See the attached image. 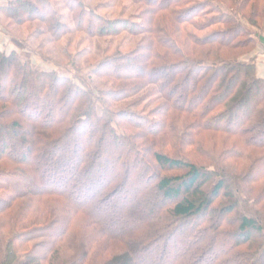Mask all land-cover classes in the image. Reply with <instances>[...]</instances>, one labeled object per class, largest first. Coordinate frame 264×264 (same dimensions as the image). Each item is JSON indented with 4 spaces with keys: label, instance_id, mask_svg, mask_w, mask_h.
Returning <instances> with one entry per match:
<instances>
[{
    "label": "trees",
    "instance_id": "obj_1",
    "mask_svg": "<svg viewBox=\"0 0 264 264\" xmlns=\"http://www.w3.org/2000/svg\"><path fill=\"white\" fill-rule=\"evenodd\" d=\"M129 1L148 15L145 26L94 15L87 27L141 36L139 63L107 56L92 67L89 77L120 83L114 91L0 50V79L12 77L33 106L11 122L18 147L0 144V176L26 181L19 193L0 184V264H264V78L251 59L227 54L264 46L249 29L264 28V0ZM27 2L11 0L4 13L37 12L40 2ZM146 86L166 102L154 122L112 109ZM144 140L155 142L148 151L158 172ZM61 144L69 157L57 155ZM113 199L120 207L108 212ZM123 214L129 225L115 229ZM111 241L124 251L107 258Z\"/></svg>",
    "mask_w": 264,
    "mask_h": 264
},
{
    "label": "rangeland",
    "instance_id": "obj_2",
    "mask_svg": "<svg viewBox=\"0 0 264 264\" xmlns=\"http://www.w3.org/2000/svg\"><path fill=\"white\" fill-rule=\"evenodd\" d=\"M73 1H75V4H73L71 6L72 8H70L63 0H28V4H31V2H40L37 3V12L28 8L24 9V12L26 11V15H21L19 11H10L8 13L3 12V14L0 15V32L3 35L2 38L7 39L8 42L4 47L0 46V50L7 54L14 52L22 62L27 63L32 67V69L37 71L54 70L60 75L77 78V80L75 79L77 83H83L85 87L90 89H92L94 85H97L98 89L105 91L106 89L108 90L109 87L112 90L113 88L117 89L120 86V83L112 85L106 83L107 80L104 78L89 77L92 67L100 61V59L107 56L114 58V61H120L122 63L125 60L127 63H139V61H141V57L137 51L141 44L139 42L141 36L133 37L129 35L127 31L121 30H119L118 33L116 32L118 28H116L115 34H106L108 32L106 29L102 30L98 34H94L95 30L91 29L92 32H88L87 30V27L89 28L88 21L95 15L101 17L103 20L111 19L115 26L119 19L131 18L130 21L135 25L142 24L145 26L144 20L147 19L148 15H145L146 12L140 13L139 15L138 13L140 11V7L134 6L129 0ZM44 4L49 5V8L51 9L48 11L47 8L44 7ZM44 12L48 13L50 18L48 14H44ZM136 13L138 16H132ZM79 17L80 21H83V24L80 26V21H78ZM81 17H84V19ZM134 28L135 27H130L129 29L132 31ZM56 29H58L61 33L60 35H56L54 33V30ZM249 29L257 32L259 36H264V28L258 30L250 27ZM63 30H65L66 33L63 34ZM227 54L228 56L235 58L241 56L240 59H251L256 65L257 74L264 78V46L257 43L254 49L245 47L241 51L228 52ZM11 80L12 77L10 76L8 81L9 83L0 79V98H4L0 99V125L5 127L4 130L0 129V144L7 143L9 151L16 149L19 145V137L9 131L11 122L21 119L24 113L33 110V106L31 102H29L26 95L21 97L17 96V91H20L22 88L16 85L13 86ZM154 88V86H146L142 89L138 96L121 102L112 103V109L116 112L123 113V117L130 120L132 119V121L133 119H137L136 121H138L139 118H144L149 122H154V115L159 111L160 106L166 103L160 96H157ZM23 90L24 93L29 92L26 86L23 87ZM15 98L17 102L16 105H14L15 103H11V101ZM5 99H9V101L6 102ZM127 104H134L138 108L128 107ZM134 113L137 114V118L136 116L134 118ZM43 119L44 117L41 116L40 122ZM140 119L139 122H141ZM122 127L125 129L127 134L133 135L140 133V130L136 131V129H131L127 126V124H124ZM202 139L208 149L212 138L210 139L209 136L203 135ZM77 140L78 139L76 138L74 141ZM214 141L216 140L213 139V142ZM141 145L142 150L145 152L144 154L146 156V160L150 162L149 164L152 171L158 172L155 163L149 159L151 158L149 151H152L153 148H155V142L153 146L151 142L144 140ZM149 148L151 149L148 151ZM183 150H185V153L188 152L195 156H197L196 154L199 151L198 148L192 147H186L183 148ZM57 155L59 157H69V149H66V147L61 144L57 151ZM6 164L9 167L12 166L7 162ZM122 166L124 167V165ZM137 168L140 169L138 164ZM161 174L173 175L174 173ZM76 177L78 176L76 175ZM152 177L153 176H149L148 174L146 184L152 183ZM126 179L127 176L124 175V181H126ZM127 180L130 185L132 177H129ZM0 184L9 185L14 191L19 193L25 188L26 181L24 178L19 176L16 178L0 176ZM79 193L80 191L78 190V194ZM130 194L134 195V191L131 190ZM118 201L119 200L117 199L110 201V203H108L109 210L107 211L109 212L114 209H119L120 204H118ZM128 217L129 214H123L118 224H115V229H119L121 227L123 228L124 226L129 225L127 224L129 222ZM53 234L54 232H50L49 236H53ZM111 242L112 252L106 254L107 258L116 253V248L124 251L123 246L119 242ZM145 251L152 252L151 249H145ZM151 254L153 255V253Z\"/></svg>",
    "mask_w": 264,
    "mask_h": 264
},
{
    "label": "crops",
    "instance_id": "obj_3",
    "mask_svg": "<svg viewBox=\"0 0 264 264\" xmlns=\"http://www.w3.org/2000/svg\"><path fill=\"white\" fill-rule=\"evenodd\" d=\"M11 0H0V15L3 14L5 7L7 6L8 2ZM2 33L0 32V46L4 47L6 43L8 42L7 39L2 38ZM13 50V49H11Z\"/></svg>",
    "mask_w": 264,
    "mask_h": 264
}]
</instances>
